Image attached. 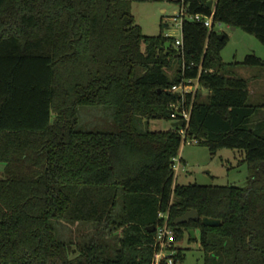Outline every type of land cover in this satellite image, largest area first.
Instances as JSON below:
<instances>
[{
  "label": "trees",
  "instance_id": "16d2710c",
  "mask_svg": "<svg viewBox=\"0 0 264 264\" xmlns=\"http://www.w3.org/2000/svg\"><path fill=\"white\" fill-rule=\"evenodd\" d=\"M209 1L186 0L214 20L185 21L182 50L143 32L133 0H0V264H148L161 213L177 241L199 230L204 264H264V115L253 120L264 104L232 70L264 58L224 62L229 37L215 30L264 44V0ZM198 76L209 94L196 93L187 134L212 153L242 151L247 186L178 184L179 128H149L171 119V87ZM86 108L106 123L85 122ZM191 210L198 219L176 224Z\"/></svg>",
  "mask_w": 264,
  "mask_h": 264
},
{
  "label": "rangeland",
  "instance_id": "374dc122",
  "mask_svg": "<svg viewBox=\"0 0 264 264\" xmlns=\"http://www.w3.org/2000/svg\"><path fill=\"white\" fill-rule=\"evenodd\" d=\"M132 11L136 22L142 27L143 32L149 36H156L161 32L172 38L182 37L181 18L177 17L180 11V2L173 0H133ZM177 17V21H175ZM220 34L226 33L228 41L221 51L222 60L226 63L242 62L248 54H256L264 58V44L254 35L240 27H233L221 23L215 26ZM168 69L172 76L175 68ZM233 72L250 81V103L264 104V67L247 66L238 64L232 68ZM202 96L205 98L209 91L201 87ZM82 119L90 124L106 123V114L103 109H84ZM264 115L262 111L254 115L253 120L258 121ZM171 119H151L149 128L152 130H165L172 127ZM244 154L238 149L222 148L216 153L198 143H182L177 163L180 169L176 173L178 184L200 185H229L247 186L249 167L243 162ZM5 170V164L0 163V175ZM197 240H189L186 232L176 247L185 250L186 258L182 264H204V251L199 238V230H196Z\"/></svg>",
  "mask_w": 264,
  "mask_h": 264
},
{
  "label": "built area",
  "instance_id": "2783aa9c",
  "mask_svg": "<svg viewBox=\"0 0 264 264\" xmlns=\"http://www.w3.org/2000/svg\"><path fill=\"white\" fill-rule=\"evenodd\" d=\"M180 2V11L177 17L181 18L180 26H183V23L187 20L202 22L207 26L210 30L213 27V18L212 15H205L203 13H190L187 9L186 0H173ZM177 17H175V21H177ZM175 45L177 47H181L184 49V41L183 37L176 38ZM185 69V66L183 67ZM200 85V77L196 78H183L179 83L174 84L171 87V91L179 94V98L176 102L171 104V120L173 122L184 121L183 126H177L179 128V132L182 135V143H198V140L195 138H190L188 136V128L191 120L193 103L195 100L196 93L201 90ZM191 95V100L188 101V96ZM173 168L175 173L180 169L179 163H177V158H175V162L173 164ZM161 217L164 218L162 224L156 226L155 228V236H154V249L155 253L153 259L148 264H181L179 261L175 259V255L177 254L176 247V231L172 226L168 223V214L161 213Z\"/></svg>",
  "mask_w": 264,
  "mask_h": 264
},
{
  "label": "water",
  "instance_id": "95a60500",
  "mask_svg": "<svg viewBox=\"0 0 264 264\" xmlns=\"http://www.w3.org/2000/svg\"><path fill=\"white\" fill-rule=\"evenodd\" d=\"M214 4V0H210L208 2V6L211 9L213 7ZM236 27H233V29H235ZM220 37H222V34H220ZM171 46V42L167 43V47ZM184 125V121H177V122H173L172 126L173 127H177V126H183ZM199 218V214L196 210H191L186 212L184 215H182L181 217L176 219V224H182V223H187L190 222L191 220H196ZM202 222L205 226H218L220 225L221 221L219 219H215V218H211V217H204L202 219ZM151 231H155V226H153L151 229ZM189 233L192 234L193 238L197 237V233L195 231V229H190Z\"/></svg>",
  "mask_w": 264,
  "mask_h": 264
}]
</instances>
